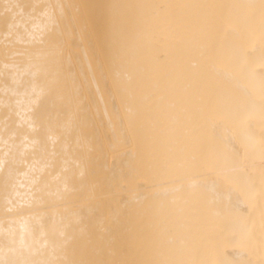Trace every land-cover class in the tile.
Here are the masks:
<instances>
[{
    "label": "bare ground",
    "instance_id": "6f19581e",
    "mask_svg": "<svg viewBox=\"0 0 264 264\" xmlns=\"http://www.w3.org/2000/svg\"><path fill=\"white\" fill-rule=\"evenodd\" d=\"M0 264H264V0H0Z\"/></svg>",
    "mask_w": 264,
    "mask_h": 264
}]
</instances>
